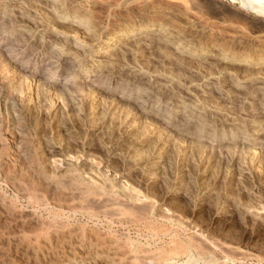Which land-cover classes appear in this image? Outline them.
I'll list each match as a JSON object with an SVG mask.
<instances>
[{
	"label": "rangeland",
	"instance_id": "374dc122",
	"mask_svg": "<svg viewBox=\"0 0 264 264\" xmlns=\"http://www.w3.org/2000/svg\"><path fill=\"white\" fill-rule=\"evenodd\" d=\"M247 6L264 0H0V87L33 160L0 178V264H63L50 237L94 223L192 264H264V17Z\"/></svg>",
	"mask_w": 264,
	"mask_h": 264
},
{
	"label": "bare ground",
	"instance_id": "6f19581e",
	"mask_svg": "<svg viewBox=\"0 0 264 264\" xmlns=\"http://www.w3.org/2000/svg\"><path fill=\"white\" fill-rule=\"evenodd\" d=\"M242 1V0H241ZM261 2V1H260ZM259 2V3H260ZM260 5V4H259ZM262 6V5H261ZM249 11H252L253 13H255L256 15H258V17H264V11L258 8H250L249 6L246 7ZM264 19V18H263ZM150 26H144L138 29V33H128L129 35H138L140 33H144L150 30ZM128 36V35H127ZM118 34H114L112 36V38L110 40H108V42H105L103 45L100 47V50L96 53L99 54V52H107L109 51V49L111 48L112 44L116 41H114L115 39H117ZM100 52V53H101ZM261 59V58H260ZM88 72V71H86ZM89 73V72H88ZM87 73V74H88ZM91 73V72H90ZM91 75V74H90ZM88 76V75H86ZM17 107L15 106V103L13 102V100L11 99L10 95L8 93H6L1 87H0V178L4 177L6 180H10V178L8 177L9 174H11V169H13V171H16L17 168L16 167H20V169L25 168V170L29 169L30 166V161L28 159L27 156V147H26V142L23 138V136L21 135V132L19 131L18 126L19 125V115L17 114ZM7 120L10 122V124L12 125V130H6L7 134H11V136H13V146L10 147V152H11V156L10 157H14V162H12L10 160V162L8 161L10 159V157H5L6 159H4L3 155V149L5 148V144L2 143V136L4 134V122H7ZM18 130V131H16ZM20 132V133H19ZM7 147V146H6ZM8 149V148H7ZM6 154V153H5ZM12 162V163H11ZM11 163V164H10ZM33 165V164H32ZM8 168V169H3V168ZM16 168V170H15ZM33 168V167H32ZM31 166H30V170H32ZM19 170V172L22 171ZM34 171V170H33ZM17 172V171H16ZM23 172V171H22ZM35 172V171H34ZM14 173V172H12ZM25 173V172H24ZM33 173V172H31ZM18 174V173H17ZM29 174V173H27ZM16 174L12 175L15 176ZM35 175V173L33 174ZM3 179V178H2ZM1 179V180H2ZM14 179V178H13ZM18 179V178H17ZM19 180V179H18ZM13 181V182H12ZM10 180V182H12L14 184V180ZM1 182V181H0ZM4 182V180H3ZM2 182V183H3ZM0 183V184H2ZM5 183V182H4ZM9 183V182H8ZM16 183V181H15ZM18 184V182H17ZM16 184V185H17ZM8 185V184H6ZM15 185L12 186L15 189L18 188V192L20 194H24L27 195L26 190L24 189L25 186L23 184L19 183V187H17ZM23 185V188H22ZM72 191L76 194V195H82L83 191L79 188H72ZM72 193V192H71ZM29 195V194H28ZM1 196V195H0ZM3 198V197H1ZM81 198V197H80ZM87 199V197H86ZM4 200V199H3ZM81 200V199H79ZM4 205L1 203V199H0V214L1 215H11L13 213V209H11L7 204ZM103 204V203H102ZM7 205V206H5ZM114 204H103V212L102 214V218L104 220H106L105 222H111V221H116L117 223L126 226L124 223H129L132 224L133 227L137 226V223L140 219H136L137 217L134 218H129V217H125L124 215V211L121 212V210L119 208L114 207ZM101 207V206H100ZM101 207V208H102ZM100 209V208H99ZM100 212V211H99ZM99 213V215H101ZM137 214V213H136ZM90 219L93 220L92 218H95L94 215H90ZM7 217V216H6ZM101 217V216H99ZM57 218V217H56ZM60 218V217H59ZM98 218V217H97ZM96 218V219H97ZM140 218V217H139ZM144 218V217H143ZM61 219V218H60ZM56 221V220H55ZM61 221V220H60ZM100 221V220H98ZM97 222V220H96ZM93 223V221L91 222ZM100 223V222H99ZM99 223H97L99 225ZM140 223V222H139ZM143 223V222H142ZM55 224V223H54ZM95 224V223H94ZM92 224L93 226L90 228H84V229H80V230H64V231H58V232H54V236L50 237L52 240H57L60 241L63 245L67 246V248H69V252L71 254H69V258L67 256H63L64 254L62 253L64 250V248H62V256L63 257H67V260L65 261V263L63 264H192L193 263V258H191L189 256V253H187L185 251V247H180L178 244L177 246H175L174 248H170L168 250V252H161L159 251H153L156 249L151 250L152 248H149L148 245L145 246L143 244H138L137 241L132 242V241H121V239H117V237L115 238V235H111L108 236L104 235L103 233L99 232V230L97 229V227ZM103 224V223H102ZM101 224V225H102ZM112 224V223H111ZM114 224V223H113ZM128 224V225H129ZM107 225V224H105ZM127 225V226H128ZM141 225V224H139ZM138 225V226H139ZM144 225V224H143ZM104 226V225H103ZM112 225H110L111 227ZM99 227V226H98ZM114 227V226H113ZM107 228V227H106ZM109 228V227H108ZM130 228V225H129ZM140 228V227H139ZM142 228V225H141ZM146 228V227H143ZM138 229V228H137ZM111 230V229H110ZM146 230V229H145ZM101 231V230H100ZM109 231V229L107 230ZM115 232V231H114ZM118 232V231H117ZM138 232V231H137ZM144 232V231H143ZM3 233V232H2ZM107 233V232H106ZM110 233V232H109ZM135 233V232H134ZM142 233V232H141ZM146 233V232H145ZM149 233V232H148ZM113 234V233H112ZM116 234V233H114ZM118 234V233H117ZM116 234V235H117ZM138 234V233H137ZM156 234V233H155ZM154 237L155 239L153 241H157L163 238H170L172 240L173 238V233H170V231L165 230L164 232L158 233L155 235ZM135 235V234H134ZM147 235V234H146ZM176 235V233H175ZM118 236V235H117ZM141 236V235H140ZM143 236V235H142ZM149 236V234H148ZM122 237V236H120ZM139 237V236H138ZM136 237V238H138ZM144 237V236H143ZM153 237V236H151ZM153 237V238H154ZM172 237V238H171ZM39 238V237H38ZM37 238V239H38ZM124 238V237H123ZM122 238V239H123ZM126 238V237H125ZM124 238V240H125ZM147 238V237H146ZM141 239V237H140ZM175 239V238H173ZM7 242H6V241ZM4 241L7 243H10L8 238L5 239ZM50 240V239H48ZM130 240V238H129ZM147 240V239H146ZM145 240V241H146ZM149 240V239H148ZM47 241V240H46ZM45 240L43 241L44 243H47ZM144 241V240H143ZM40 242V241H39ZM139 242V241H138ZM152 242V241H151ZM162 242V241H161ZM170 242V241H169ZM149 243V242H148ZM146 243V244H148ZM173 243H175V241L173 240ZM3 244V243H2ZM5 244V245H6ZM12 244V243H11ZM10 244V245H11ZM38 244V243H37ZM155 246V243H153ZM160 244V243H159ZM163 244V243H162ZM9 245V244H7ZM19 245V244H18ZM21 245V244H20ZM31 245V244H30ZM46 245V244H45ZM49 245V244H48ZM58 245H61L60 243ZM152 245V244H151ZM172 245V244H170ZM176 245V244H175ZM1 246V244H0ZM4 246V245H3ZM56 246V245H55ZM18 247V246H17ZM34 247V246H33ZM160 247V246H159ZM4 248V247H2ZM10 248V247H9ZM28 248V247H27ZM32 248V247H31ZM54 248V247H53ZM162 248V247H161ZM1 249V248H0ZM12 249V248H11ZM55 249V248H54ZM57 249V248H56ZM61 249V248H60ZM59 249V250H60ZM3 250V249H2ZM13 250H16L13 248ZM25 250V249H24ZM28 250V249H27ZM26 250V252H28ZM66 250V248H65ZM5 251V250H4ZM10 251V250H7ZM51 251V250H50ZM164 251V250H163ZM2 252V251H1ZM17 252V251H16ZM36 252V251H35ZM68 252V251H67ZM68 252V253H69ZM7 253V252H6ZM4 253V256L5 254ZM10 253V252H9ZM38 253H39V248H38ZM48 253V252H47ZM55 253V252H54ZM27 254V253H26ZM41 254V253H40ZM59 254V253H58ZM205 254V253H204ZM8 255V254H7ZM25 255V254H24ZM29 255V253H28ZM34 255L36 256L35 259V263L36 264H40L38 263V261L36 262V260H38V256L39 254L34 253ZM49 255V254H48ZM58 256V258H61ZM203 255V254H202ZM26 256V255H25ZM33 257V255H31ZM34 256V257H35ZM42 256V255H41ZM40 256V257H41ZM57 256V255H56ZM54 256V257H56ZM12 257V256H11ZM28 257V256H27ZM3 258V256H2ZM5 258V257H4ZM52 258V257H51ZM57 258V257H56ZM56 258L54 260H56ZM57 258V259H58ZM8 259V258H7ZM28 259H30L28 257ZM42 259V258H41ZM2 260V259H1ZM5 260V259H4ZM3 260V262H4ZM13 260V259H12ZM33 260V259H32ZM64 260V259H63ZM186 260V261H185ZM203 260V258H202ZM205 260V259H204ZM34 261V260H33ZM52 261V260H50ZM60 261V260H59ZM61 262V261H60ZM195 262V261H194ZM6 263V261H5ZM10 263V262H9ZM53 263V262H52ZM58 263V262H57ZM56 263V264H57ZM4 264V263H2ZM8 264V262H7ZM11 264V263H10ZM55 264V263H54ZM195 264V263H194Z\"/></svg>",
	"mask_w": 264,
	"mask_h": 264
}]
</instances>
